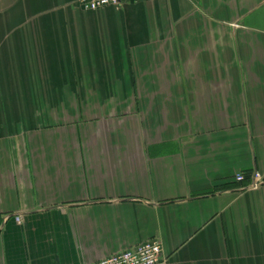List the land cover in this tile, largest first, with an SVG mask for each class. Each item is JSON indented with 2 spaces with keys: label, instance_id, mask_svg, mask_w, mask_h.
Returning <instances> with one entry per match:
<instances>
[{
  "label": "crops",
  "instance_id": "1",
  "mask_svg": "<svg viewBox=\"0 0 264 264\" xmlns=\"http://www.w3.org/2000/svg\"><path fill=\"white\" fill-rule=\"evenodd\" d=\"M254 173L264 0H0V264H264Z\"/></svg>",
  "mask_w": 264,
  "mask_h": 264
},
{
  "label": "built area",
  "instance_id": "2",
  "mask_svg": "<svg viewBox=\"0 0 264 264\" xmlns=\"http://www.w3.org/2000/svg\"><path fill=\"white\" fill-rule=\"evenodd\" d=\"M128 0H79V5L84 11H96L109 6L119 7ZM253 188H258L264 181L260 173H254ZM237 182L246 180L244 173L235 177ZM98 264H169V257L163 254L162 245L156 240H150L129 248L120 253L106 257Z\"/></svg>",
  "mask_w": 264,
  "mask_h": 264
},
{
  "label": "trees",
  "instance_id": "3",
  "mask_svg": "<svg viewBox=\"0 0 264 264\" xmlns=\"http://www.w3.org/2000/svg\"><path fill=\"white\" fill-rule=\"evenodd\" d=\"M250 174H251L250 172L245 173L246 179L250 176Z\"/></svg>",
  "mask_w": 264,
  "mask_h": 264
},
{
  "label": "rangeland",
  "instance_id": "4",
  "mask_svg": "<svg viewBox=\"0 0 264 264\" xmlns=\"http://www.w3.org/2000/svg\"><path fill=\"white\" fill-rule=\"evenodd\" d=\"M69 109V108H68ZM64 110V109H63Z\"/></svg>",
  "mask_w": 264,
  "mask_h": 264
}]
</instances>
